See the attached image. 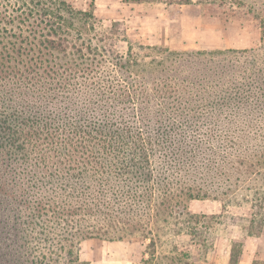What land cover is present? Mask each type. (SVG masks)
Here are the masks:
<instances>
[{"label":"rangeland","instance_id":"374dc122","mask_svg":"<svg viewBox=\"0 0 264 264\" xmlns=\"http://www.w3.org/2000/svg\"><path fill=\"white\" fill-rule=\"evenodd\" d=\"M59 1L0 0V48ZM63 1L66 50L43 63L73 76L0 92L15 129L37 117L55 139L0 145V229H22L0 264H264V0Z\"/></svg>","mask_w":264,"mask_h":264},{"label":"trees","instance_id":"16d2710c","mask_svg":"<svg viewBox=\"0 0 264 264\" xmlns=\"http://www.w3.org/2000/svg\"><path fill=\"white\" fill-rule=\"evenodd\" d=\"M188 0H179V2H187ZM234 2V1H233ZM235 2H239L235 0ZM60 5H56L51 10H43L39 9L38 12L34 13L32 11H21L19 14H21L17 21L19 25L25 26V28H19L17 33H14L10 35L9 41L3 46V48H0V92L1 90H5V94L9 95H19L21 92V86L24 87V82H31V83H38V81H53L56 77L60 76V74L66 75V76H73L72 72V65H67L65 67L61 66H55V63L48 62L43 63L44 60L49 58V56L53 53L52 50H49L51 48H58L56 51L59 53L60 51L65 53L66 50V35L65 37L61 33V27H60V19L63 16L62 10L66 11L65 8V2L63 0H60ZM92 4V3H91ZM69 12H72L69 8ZM72 14V13H71ZM9 22H12L14 20V17L10 14L9 15ZM101 51L102 49L99 48ZM97 50V49H96ZM52 52V53H51ZM82 53V50H78V54ZM226 52H212L211 54L208 53L207 57H199L188 55L189 57H194L192 59L193 61H204L203 63L208 65H211L212 61L206 60L209 57H222ZM209 56V57H208ZM8 78H13L16 80V84L13 89H7L5 82L8 80ZM20 84V85H18ZM19 86L20 91H17V87ZM30 91L29 88L22 89V92ZM3 107L0 106V145L3 142L6 141H13L18 143L23 142L24 145L27 144L29 140L36 141V139H40L43 136V133L47 136L46 138L50 141V143L54 142V137L52 135V131L47 125V121L40 122L37 117L29 118L27 119L25 116L22 115V121H20V125L17 129H15L14 125L10 121L11 116H16L14 114H6L2 109ZM25 120V121H24ZM19 122V121H18ZM22 122V123H21ZM19 129V132L17 130ZM24 134H27L24 137ZM23 134V136H22ZM48 142V141H46ZM144 142V139H143ZM85 144V143H82ZM86 147V146H84ZM83 146H80L79 148H84ZM100 148V147H99ZM101 150V148H100ZM112 150H115L112 148ZM82 154L84 157H80V160L72 161V159L66 158L64 159V163H67V167H62L65 172L69 171L72 172V170H75V167L77 166V163L81 164L82 168L84 166L88 165V162L91 158L90 155H84V151H82ZM142 154V161L144 162V165L142 166H136L133 168L134 170H137L138 174L141 175V181L146 180L148 182L151 179V173L150 171H144L145 168L149 165V155L148 153L144 152V150L141 152ZM68 156V155H67ZM70 157V156H68ZM96 167H97V163ZM125 166V165H123ZM135 166V165H133ZM146 166V167H145ZM98 168V167H97ZM129 166L121 167V173H130L128 171ZM82 170V169H80ZM136 173V171H134ZM135 175V176H136ZM150 187H145L144 192H147V189ZM2 191H5L4 185L0 181V195L3 193ZM131 191V190H130ZM143 191L137 194L138 197L143 195ZM129 192V190L127 191ZM132 192V191H131ZM134 195V192L132 193ZM33 209L32 211H35V207L40 206L44 211L45 210H52L54 209V203L48 200H41L35 198L33 201ZM26 203V201H25ZM67 208V207H66ZM66 208H60L57 207L58 211H68L69 213H78V209L81 208V210L85 211V207L82 203H79L77 207L74 209H66ZM80 213V212H79ZM67 217L68 215H64ZM128 227V224L127 226ZM128 229V228H126ZM18 230H21L18 226L12 225L11 230L10 229H0V244L2 241L7 240L6 244H4V248L9 247L11 244H14L18 241V238H20V233ZM120 239V237H117ZM2 240V241H1ZM8 252H10L8 250ZM15 252V251H14ZM14 252H10L7 254V258H4L3 263L4 264H17L12 261L11 255H14ZM232 258V253H231ZM2 259V252H0V261Z\"/></svg>","mask_w":264,"mask_h":264},{"label":"crops","instance_id":"0c3cea01","mask_svg":"<svg viewBox=\"0 0 264 264\" xmlns=\"http://www.w3.org/2000/svg\"><path fill=\"white\" fill-rule=\"evenodd\" d=\"M113 244H114V243H112V244H108V245H104V246H103V249H104V250H106L107 248L110 249V248L113 247ZM105 247H106V249H105ZM106 254H107V252H106ZM107 256H108V255H107Z\"/></svg>","mask_w":264,"mask_h":264}]
</instances>
